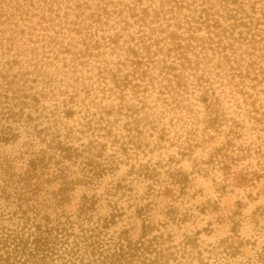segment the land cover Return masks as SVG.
Listing matches in <instances>:
<instances>
[{"label":"rangeland","instance_id":"rangeland-1","mask_svg":"<svg viewBox=\"0 0 264 264\" xmlns=\"http://www.w3.org/2000/svg\"><path fill=\"white\" fill-rule=\"evenodd\" d=\"M210 1L0 0V91L25 100L1 121L3 225L71 217L163 236L173 264H264V0ZM229 140L237 160H211Z\"/></svg>","mask_w":264,"mask_h":264},{"label":"trees","instance_id":"trees-1","mask_svg":"<svg viewBox=\"0 0 264 264\" xmlns=\"http://www.w3.org/2000/svg\"><path fill=\"white\" fill-rule=\"evenodd\" d=\"M211 1L205 4L213 7L214 4ZM233 2H237V0H233ZM76 6L74 5V7ZM226 7L227 10H232L228 5ZM239 9L242 15L249 17L245 6H240ZM229 11H227V16H231ZM202 12H207V9H202ZM144 13L149 15L147 9ZM244 16L240 19L239 24L247 25ZM199 18L206 21L210 17L207 15L199 16ZM207 27H213L215 34L225 30L217 18L213 19L212 23L207 22ZM173 35L176 36L177 34L174 33ZM3 91V93L0 91V142H9L17 137V133L11 126H5L1 121L24 114L22 110L16 112L14 107L20 105L23 108L25 100L13 104L12 102L16 97L9 95L7 89ZM205 94L203 101L208 103L210 94L208 92ZM213 97L214 104L212 105L211 102L207 104V110L210 111L209 123L221 125L224 120H222L223 117L220 118L216 107L219 99L216 96ZM5 109L7 111H4ZM129 110H132L133 113L138 111L134 106H131ZM67 112L71 114L70 110ZM237 128H240L239 122L233 119V124L229 127L231 135L235 137L240 135ZM233 146L234 143L229 140L225 147L219 148L214 153L211 160L217 158L218 155H223L233 161L237 160L235 155L230 154L232 150H228ZM240 147V150L249 152L248 146ZM57 148H59L62 153L61 157L64 159L77 158L82 153L73 145L58 143ZM90 149L93 150V142L87 145L86 151ZM227 150L229 152H224ZM224 166L230 169L229 165L225 164ZM21 220V224L9 226L0 222V264H173L172 262L177 261L176 253L172 251L175 247H166L163 236L148 238L144 235L138 241L120 236L104 239L100 226L84 225L79 222L80 219L74 220L71 217H65L52 221L47 217L43 222H37L24 216Z\"/></svg>","mask_w":264,"mask_h":264}]
</instances>
